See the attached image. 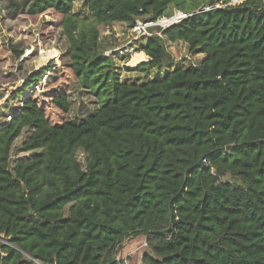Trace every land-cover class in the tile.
I'll return each instance as SVG.
<instances>
[{
	"label": "trees",
	"instance_id": "trees-1",
	"mask_svg": "<svg viewBox=\"0 0 264 264\" xmlns=\"http://www.w3.org/2000/svg\"><path fill=\"white\" fill-rule=\"evenodd\" d=\"M185 1L83 0L96 24L155 21L172 4L188 13L142 37L147 59L125 69H167L141 82L121 80L74 0L30 1L29 19L59 17L66 65L99 106L72 122L69 93L58 91L49 105L65 116L55 120L25 94L53 70L56 79L54 63L11 92L20 106L0 121V264H119L123 241L137 235L144 264H264V0ZM176 41L202 60L169 61L166 43ZM25 129L22 149L38 152L12 166Z\"/></svg>",
	"mask_w": 264,
	"mask_h": 264
},
{
	"label": "rangeland",
	"instance_id": "rangeland-1",
	"mask_svg": "<svg viewBox=\"0 0 264 264\" xmlns=\"http://www.w3.org/2000/svg\"><path fill=\"white\" fill-rule=\"evenodd\" d=\"M30 1L0 0V94L4 95L0 99V121H8L10 115L15 113L17 107L20 106V100L12 99L10 94L21 85L22 77L33 69L46 66L48 63H54L58 71L56 79L48 81L49 77L54 74L53 70L51 75H48L49 77L45 76L42 79L40 85L35 86L34 89L25 92V94L33 93L34 96H37L45 104L44 109L46 113L53 119L58 120L64 118L65 115L62 116L49 105V98L58 91L68 92L70 110L67 120L79 122L98 108V100L89 88H85L73 78L69 67L66 65L69 61L67 55L69 45L63 28L59 25V17L53 11H48L34 19H29L27 9ZM207 1L200 0V2L204 3ZM239 1L233 0L231 4ZM185 2L183 4L187 6L190 0H186ZM82 5L83 0H74V11L79 12L80 18L86 21L85 23H81V26L88 29L94 25L98 31V41L100 42L101 51L104 55L112 57L113 63L116 66L115 68L120 73L121 80L141 82L155 78L156 76H164L167 69L165 62L162 66L150 69L147 73L126 70L125 67L127 66L134 68L135 65L131 63L132 57L141 51V43H144L146 39L135 33L133 30L134 25L120 22L110 25L88 23L89 14ZM184 14L187 15L188 13L179 11L172 4L167 11V15L163 16L165 18H172L163 19L161 23H167L174 20V16ZM137 20L142 21V19ZM159 30L160 26L150 27V35H154ZM9 45H18L22 51L19 58L14 57ZM166 47L169 53V61L175 63V65L198 64L204 56L201 53L189 52L186 44L181 41L166 43ZM134 49H136V53H134ZM42 50H53L55 53H53L51 58L40 64L38 59ZM5 99L7 101L4 102ZM30 133V129H25L16 139L12 151V166L16 160L29 158L33 152H38V150L25 151L22 149V143L28 138ZM76 158L80 165L84 167L86 154L79 150ZM222 180L229 181L232 178L229 175H225ZM235 182L237 181L235 180Z\"/></svg>",
	"mask_w": 264,
	"mask_h": 264
},
{
	"label": "built area",
	"instance_id": "built-area-1",
	"mask_svg": "<svg viewBox=\"0 0 264 264\" xmlns=\"http://www.w3.org/2000/svg\"><path fill=\"white\" fill-rule=\"evenodd\" d=\"M184 15H179V16H174L175 19L171 20L167 23H161V20H166V19H170L172 17L169 18H165V17H161V19H157L155 21H148V22H144V21H136V23L133 26V30L135 31V33L140 36V37H148L151 36L150 32H149V28L153 27V26H160L161 29L173 24L174 22L179 21L180 19H182ZM155 34L157 35H161V30L157 31ZM134 53H136V49L133 50ZM147 57L144 59L146 60ZM143 61V60H141ZM140 62V61H139ZM144 246H146V243L143 244ZM119 259V264H144L141 260L140 261H132L131 259L128 258V256L122 257V258H118Z\"/></svg>",
	"mask_w": 264,
	"mask_h": 264
},
{
	"label": "crops",
	"instance_id": "crops-1",
	"mask_svg": "<svg viewBox=\"0 0 264 264\" xmlns=\"http://www.w3.org/2000/svg\"><path fill=\"white\" fill-rule=\"evenodd\" d=\"M141 53L143 54V57L140 60H144L146 55L143 51H139L136 54ZM144 243H146L144 235L126 238L123 241L121 250L117 252V258L128 256L132 261H140L143 253L148 252L147 246L143 245Z\"/></svg>",
	"mask_w": 264,
	"mask_h": 264
},
{
	"label": "bare ground",
	"instance_id": "bare-ground-1",
	"mask_svg": "<svg viewBox=\"0 0 264 264\" xmlns=\"http://www.w3.org/2000/svg\"><path fill=\"white\" fill-rule=\"evenodd\" d=\"M47 54H49V56L47 57V59H49V58H51L52 56H53V53H55V51H53V50H50V51H45ZM40 56H41V52H40V55H39V59H40ZM138 56V57H137ZM143 57V54L141 53V54H136V56L134 55L133 57H132V64L133 65H136L137 63H138V61L141 59ZM137 58H138V60H137ZM46 59V60H47ZM45 60V61H46ZM137 60V61H136ZM45 61H42L43 63L45 62ZM42 62H39L40 64L42 63Z\"/></svg>",
	"mask_w": 264,
	"mask_h": 264
},
{
	"label": "water",
	"instance_id": "water-1",
	"mask_svg": "<svg viewBox=\"0 0 264 264\" xmlns=\"http://www.w3.org/2000/svg\"><path fill=\"white\" fill-rule=\"evenodd\" d=\"M189 16H190V15H189ZM185 17H187V16L185 15L183 18H185ZM260 142H261L262 144H264V138L261 139ZM24 190H25V188H24ZM149 254L152 256V253H149Z\"/></svg>",
	"mask_w": 264,
	"mask_h": 264
}]
</instances>
